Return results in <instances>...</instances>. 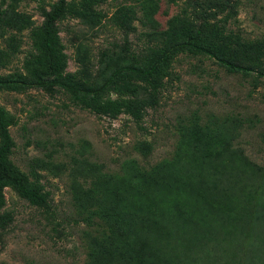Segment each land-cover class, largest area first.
Here are the masks:
<instances>
[{
	"label": "rangeland",
	"instance_id": "rangeland-1",
	"mask_svg": "<svg viewBox=\"0 0 264 264\" xmlns=\"http://www.w3.org/2000/svg\"><path fill=\"white\" fill-rule=\"evenodd\" d=\"M54 2L0 0V79L52 80L37 43ZM56 28L57 81L130 112L94 115L57 85L0 88L7 158L47 204L2 189L0 264H264V0H66ZM182 35L210 56L115 73Z\"/></svg>",
	"mask_w": 264,
	"mask_h": 264
},
{
	"label": "trees",
	"instance_id": "trees-1",
	"mask_svg": "<svg viewBox=\"0 0 264 264\" xmlns=\"http://www.w3.org/2000/svg\"><path fill=\"white\" fill-rule=\"evenodd\" d=\"M65 3L66 0H55L54 4L48 9H39L41 23L39 27V41L37 43V48L41 54L40 57L42 60H44L46 66L45 73L42 74H45L47 78H52V80L50 82L42 81L39 78L40 71L31 67L29 68V76L31 78L30 80L21 81L0 79V88H10V86H12L13 88H32L43 87L49 84L57 85L65 89L83 109L89 110L94 115L115 119L123 112H130V107L121 100L116 99L99 101L98 94L102 91V88L93 91H81L73 86L57 81V77L60 76L63 72L64 61L63 56L60 53L56 23L57 21L62 19L65 14ZM227 3L228 0H217V6H219L220 8H224ZM230 10L233 14V6H231ZM210 16L212 17V15ZM201 35L202 31L196 29V38H199L198 36ZM182 37L188 39L189 42L185 40L183 42L171 45L162 52L160 58L157 61H155L145 70L126 67L118 69L115 73H119L121 71H132L133 73L138 74L141 77H154L165 69L166 61L169 60L170 56L173 55L175 51H178L181 48H189L210 56V53L205 51L202 47L192 43V41H195L192 37L188 35H182ZM215 60L220 65L228 67L230 70L243 72L252 71L249 66L228 63L219 58H215ZM11 146L12 141L7 130L5 113L0 107V205L2 203V189L5 186H11L15 188L19 192V194L31 205L46 207L47 204L43 195L38 193L36 189L29 187L25 179L13 170L7 158Z\"/></svg>",
	"mask_w": 264,
	"mask_h": 264
}]
</instances>
